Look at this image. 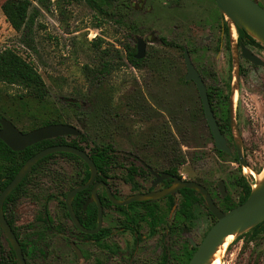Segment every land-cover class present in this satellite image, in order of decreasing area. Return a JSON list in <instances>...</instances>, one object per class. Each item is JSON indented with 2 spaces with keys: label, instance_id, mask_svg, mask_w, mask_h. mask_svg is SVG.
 I'll return each mask as SVG.
<instances>
[{
  "label": "rangeland",
  "instance_id": "rangeland-1",
  "mask_svg": "<svg viewBox=\"0 0 264 264\" xmlns=\"http://www.w3.org/2000/svg\"><path fill=\"white\" fill-rule=\"evenodd\" d=\"M5 1L0 0V51H15L34 66L46 85L45 98L40 101L18 86L0 84V112L18 129L32 130L59 119L83 133L87 152L110 145L124 153L137 152L142 160L163 151L171 164L178 165L183 158L178 165L181 177L212 189L218 205L219 181H224L226 196L234 203L240 195L236 178L242 176L255 184L254 177L243 174L231 158L216 156L203 123H197L194 135L183 113L184 107L190 109L197 101L195 90L183 83L185 66L180 48L186 47L192 62L206 75L208 86L224 91L231 73V125L235 126L231 132L249 168L253 173L262 171L264 64L251 65L232 48L230 68L221 15L214 0H126L127 8L112 3L106 11L112 12L108 17L83 0H40L30 8L32 22L21 32L6 22L1 10ZM256 1L264 6V0ZM138 38L146 40V56L135 69L126 58L124 46L135 48ZM250 49L264 63V46ZM238 60L243 75L239 74ZM104 67L107 71L102 70ZM50 160L57 163L62 174L74 172L76 165L82 168L69 158L54 156ZM117 161L125 167L132 163L124 158ZM157 165L161 166L160 160ZM110 176L120 197L131 194L124 182L125 171L118 164ZM51 187L44 177L34 195L23 201L20 213L30 216ZM147 187L149 178L141 181L142 190ZM196 214L189 235L198 242L211 222L204 206L199 222L198 208ZM117 216L109 211L104 226H115ZM63 223L70 226L68 220ZM244 234L228 243L221 264H264V233L252 241ZM116 240L128 247L132 238L122 233ZM53 248L48 261L40 264H100L92 248L87 250L88 258L79 262L64 241L57 240ZM146 256L144 251L141 257ZM113 264L123 263L115 260Z\"/></svg>",
  "mask_w": 264,
  "mask_h": 264
},
{
  "label": "flooded vegetation",
  "instance_id": "flooded-vegetation-1",
  "mask_svg": "<svg viewBox=\"0 0 264 264\" xmlns=\"http://www.w3.org/2000/svg\"><path fill=\"white\" fill-rule=\"evenodd\" d=\"M117 5L120 4L117 2ZM134 7H136V5H134ZM225 28L227 29L226 33ZM220 29L224 37L226 50L229 54V63L231 68V63L233 60V47L230 42L228 23L224 21L222 17ZM139 39L142 38H138L136 40L135 48H130V50L134 52L135 60L141 62L138 67L131 65L135 69H139L141 67L146 56L144 52V56L141 59H136L135 57L137 54V41ZM150 39H152V37ZM142 40L145 42L146 46V40ZM161 41L165 45H171V43L166 42L164 39H161ZM241 46L246 47L252 53L253 51L250 48L258 47L254 45H244L239 39L237 30L236 46L234 48L237 51V54L243 60L253 65L251 62L247 61L241 56ZM180 49L182 50V57L185 66L183 83L186 86H191L197 94V101L192 104V108L189 109L187 107H184L183 109V113L186 114L190 126L188 129L191 132L193 131V134L195 135V128L197 127V123L198 125L199 123H203L211 139V147L216 156H227L228 158H231L232 162L237 164L239 168L243 169L240 165L237 154L238 144L235 142L231 132L232 128L233 130L235 129V126L231 125V102L233 101V95L231 94V73L228 77L229 81L225 84L224 91L215 88V86H208L205 80L206 75L202 70L197 68L190 57V60L196 72L198 73V76L204 83L209 110L215 120L219 133L225 140L226 148L228 149L227 152L225 150H218L216 148L213 133L206 119L204 105L200 97L197 85L193 80L186 79L187 67L184 60V51L187 50L189 56L190 53L186 47H182ZM237 67L239 70V74L243 75V66L240 64L239 60ZM225 113L228 115V127L223 122ZM18 130L22 133L31 131L21 129ZM82 135L83 133L80 131V135L76 137L64 136L58 138H65L66 142H71L74 138H81ZM86 142V139L77 140V146L72 147H76L79 150L83 151L91 159L90 152H87L85 148V146L88 145ZM98 147H110L112 149L114 161L112 162L111 170L118 164V168L125 171L124 182L130 186L131 194L123 198L120 197L113 186V178H111L110 176L111 171L109 172L108 177H106L105 174L102 171H99L94 164L96 167V175L87 188L76 193L71 201V208L79 224L85 230L94 231L98 228L99 211L101 213V225L96 233L89 234L82 232L73 224L66 205V199L68 194L72 190L78 187H82L90 181L91 175L88 165L74 155L72 156H74V158H76L77 160L59 155L67 153L51 154L72 159L82 167L79 168L76 165L74 172L72 170V172H69L68 174H62L60 173L59 168L56 166L57 163L54 164L51 160L41 163H39L38 161L22 180V182L24 181L23 186L17 190L15 195L10 200L7 201L8 197L6 198L2 207L4 218L21 247L26 264H40L48 261V259L50 258V253L55 250L53 246L56 245L57 240L64 241V243L73 252L74 258L78 262L87 259L89 256V252L87 250L89 248H92L91 252H97V262L100 264H113V261L115 260L122 262L123 264H189L191 258L196 252V246L203 241L207 232L216 223V218L207 209L203 197L196 191L195 192L198 201L187 207L186 213L184 209V199L180 194V191L183 189H179L173 194L166 195L154 201H135L126 206H117L109 200L106 188L109 190L114 199H116L117 201H124L134 195L164 191L170 188L173 185L174 178H177L181 181H192L203 186L209 193L214 204L223 212H227L234 208L233 207L229 210H225L224 199L228 196H226L225 183L223 180L217 183L218 196L221 199V205H218L213 198L212 189L200 182L182 178L178 172V165L183 162V158L181 159V161H178V165H174L171 164V162L169 163L168 156H166L164 151L156 152L155 155L150 154V157L148 159L142 160L137 152L124 153L118 150H113L110 145ZM152 149L153 147L150 148V151H152ZM242 156L246 164L248 165L247 158L245 157V153L243 151ZM118 158L130 160L132 163L126 166V168L125 164H120L117 161ZM159 160L161 166L158 168L156 166H158L157 164ZM163 175H167L169 177L164 178ZM44 177H47L49 179L52 190L44 196V199L41 203L36 202V210L33 211L30 216H24L20 213V207L23 206V201L34 195L33 190L39 187V184L40 182H43ZM148 178L149 187H147L146 190H142L141 181H146L148 180ZM242 178H244L247 183H250L245 177L242 176H239L234 180L235 185L240 188V195L236 203L239 202L240 196L242 194V186H240L239 183L241 182L240 179ZM220 182H223L224 193L221 192V189L219 187ZM4 188L0 191V193L4 190ZM16 188H14L12 192ZM94 188L96 199L93 198ZM81 192L84 193L81 197L80 206H78V204L76 203V212L74 210V200L76 196ZM231 202L233 204H236L232 200ZM202 206H204L207 217L209 218L211 224L203 233L202 237L199 238L198 242H195V240L189 234L191 232L192 226L197 221V208L198 222L201 220L200 209ZM111 210L115 211L118 215L116 217V224L115 226L105 227L104 219L107 213H109V211ZM93 213L95 215V225L93 227H88V223L91 221V215H93ZM64 219L68 220L70 225L69 227L63 223ZM142 230H145V232H143ZM122 233L131 236L132 240L130 246H122V244L116 240L118 236H121ZM70 235L73 237L67 239ZM185 236H187L186 239ZM79 244H82L83 247L79 248ZM144 251L148 252V256H146V258L141 257ZM149 256L150 258H148ZM11 261H15L18 264L15 252L13 251L11 244L0 228V264H10Z\"/></svg>",
  "mask_w": 264,
  "mask_h": 264
},
{
  "label": "water",
  "instance_id": "water-1",
  "mask_svg": "<svg viewBox=\"0 0 264 264\" xmlns=\"http://www.w3.org/2000/svg\"><path fill=\"white\" fill-rule=\"evenodd\" d=\"M214 2L222 19L227 23L230 21L236 32L239 29L243 30L256 42L264 46V8L262 6H260L255 0H214ZM145 47V42L142 39H139L137 41V54L135 56L136 59H141L144 56ZM240 48L241 56L244 59L251 62L255 66H263V62L260 60V58L254 55L250 50L244 46H241ZM184 60L187 67L186 79L193 80L197 85L204 105L206 119L213 133L216 148L218 150H225L228 152L225 140L219 133L215 120L209 110L204 83L198 76V73L196 72L190 60L187 50L184 51ZM231 121H233L232 116ZM79 135L80 131L77 128L67 124H51L33 129L26 133H22L9 120L5 118L0 119V140L13 152L23 151L27 147L44 140L64 136L76 137ZM55 153H67L74 155L84 161L90 170V181L86 185L72 190L66 199V205L73 224L80 231L89 234L96 233L101 225V213L99 211L98 228L94 231L85 230L79 224L71 208V201L76 193L87 188L96 175V167L93 161L86 153L76 147L68 145L47 147L29 158L19 169L14 179L0 193V228L8 238V241L15 252L18 264H26V262L24 260L21 247L4 218L2 211L3 203L12 190L22 182L28 172L38 161ZM237 154L241 167L249 168L242 156V151L239 145H237ZM163 177L166 178L169 176L163 175ZM250 184L251 192L245 202L227 212H223L214 204L209 193L203 186L192 181H181L177 178H174L173 185L164 191L138 194L131 196L124 201H117L107 188L106 190L109 200L117 206H126L135 201H154L166 195L173 194L179 189H190L200 193L205 201L207 209L216 218V223L207 232L203 241L196 246V252L191 258L189 264H210L212 256L228 236H233V238L237 237L241 234L249 232L257 225L264 222V178L262 181L255 184V187L254 180ZM219 187L221 192L224 193L223 182L219 183ZM94 193L95 188L93 191V198L96 199Z\"/></svg>",
  "mask_w": 264,
  "mask_h": 264
},
{
  "label": "trees",
  "instance_id": "trees-1",
  "mask_svg": "<svg viewBox=\"0 0 264 264\" xmlns=\"http://www.w3.org/2000/svg\"><path fill=\"white\" fill-rule=\"evenodd\" d=\"M40 0H6L1 5L2 13L5 17L6 22L10 27L16 31L21 32L26 29L29 22H32V17L29 14L30 8L33 6L34 2ZM90 8L96 10L98 13L104 14L106 17L111 16L112 12L109 14L107 8L111 6L112 3H119L120 7L127 8L126 0H83ZM256 1V0H255ZM257 2V1H256ZM126 5H125V4ZM260 6H263L262 3L258 2ZM106 8L105 11H103ZM227 29L225 28V33ZM239 39L244 45H254L261 47V45L251 38L243 30H238ZM228 45V44H227ZM127 51V60L132 66L138 67L141 63L140 61L135 60L134 52L130 50L129 46H124ZM228 48V46H227ZM102 70L107 71V68L104 67ZM242 72V70H241ZM0 84L5 86H18L26 93L27 95L42 101L45 98L46 94V85L34 68V66L17 54L15 51L10 49H5L0 51ZM4 118V115L0 112V119ZM59 119H54L50 122L44 123L42 125H50L61 123ZM224 124L228 127V115L225 113L223 118ZM80 139H86L84 135L81 138H74L71 142H66L65 138H56L53 140L41 141L37 144H34L30 147H27L21 152L11 151L1 140H0V191L14 178L21 166L32 156L40 152L41 150L54 145H71L77 146L76 141ZM61 156L70 157L72 159L74 156L69 154H59ZM55 155H49L39 163L48 161L53 158ZM91 159L96 165L99 171H102L106 177H108L109 172L111 171L113 158V151L110 147L100 148L98 146L94 147L90 151ZM77 160V159H76ZM240 186H242V194L240 196L239 202L233 204L229 197L224 199L225 210H229L233 207H236L239 204L245 202L247 197L251 192V184L247 183L244 178L240 179ZM24 181L8 196L7 201L10 200L17 190L22 187ZM84 192L79 193L74 200V210H76V203L80 206L81 197ZM180 194L184 199V209L187 213V207L191 206L194 202L198 201L196 197V192L189 189H183L180 191ZM94 213L91 215V221L88 223V227H93L95 225ZM264 233V222L257 225L255 228L250 230L244 235L248 236L249 240H254L258 238L261 234ZM10 264H17L15 261H11Z\"/></svg>",
  "mask_w": 264,
  "mask_h": 264
},
{
  "label": "bare ground",
  "instance_id": "bare-ground-1",
  "mask_svg": "<svg viewBox=\"0 0 264 264\" xmlns=\"http://www.w3.org/2000/svg\"><path fill=\"white\" fill-rule=\"evenodd\" d=\"M228 24H229L230 42H231L232 47L234 48V46L236 45V31H235V29H234V27L230 21H228ZM233 99H234V93H233L232 100ZM242 171H243V174H249V175L253 176L255 179V184L259 183L264 178V167H263L262 171L259 173H253V170L250 168H243ZM255 184H254V187L256 186ZM232 239H233V236H228L224 240L223 244L218 247L217 251L212 256V258L210 260V264H221L222 253L224 252L228 243H230L232 241Z\"/></svg>",
  "mask_w": 264,
  "mask_h": 264
}]
</instances>
